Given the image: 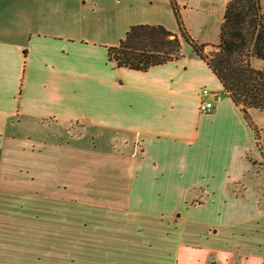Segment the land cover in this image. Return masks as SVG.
<instances>
[{"label": "crops", "instance_id": "crops-1", "mask_svg": "<svg viewBox=\"0 0 264 264\" xmlns=\"http://www.w3.org/2000/svg\"><path fill=\"white\" fill-rule=\"evenodd\" d=\"M135 25L179 33L170 0H0V264H264L254 132L190 48L115 68Z\"/></svg>", "mask_w": 264, "mask_h": 264}, {"label": "trees", "instance_id": "trees-1", "mask_svg": "<svg viewBox=\"0 0 264 264\" xmlns=\"http://www.w3.org/2000/svg\"><path fill=\"white\" fill-rule=\"evenodd\" d=\"M179 35L161 25L131 26L118 45L107 49V58L115 68L147 72L149 69L176 62L183 57L182 41L202 60L220 83L223 91L240 110L255 134V142L264 162L259 130L249 110L264 114V70L254 69L252 60L264 61V13L261 0H230L224 7L219 27V42L206 53L184 29L179 8L170 0ZM251 165L256 164L249 160Z\"/></svg>", "mask_w": 264, "mask_h": 264}, {"label": "rangeland", "instance_id": "rangeland-1", "mask_svg": "<svg viewBox=\"0 0 264 264\" xmlns=\"http://www.w3.org/2000/svg\"><path fill=\"white\" fill-rule=\"evenodd\" d=\"M188 1L191 4L187 7L186 10L182 12L181 15L183 27L189 33L190 37L196 40L198 43L207 44L208 46L205 48V52L211 53L214 51V48L212 46L218 44L219 42V27L222 20L225 1ZM261 4L264 13V0H261ZM177 35H179V33ZM189 48L190 47L182 41V50H189ZM251 65L254 69L264 70V61L254 59L251 61ZM259 115L263 118L262 120H260V123L264 124V115ZM85 142H88L87 139L83 140V143ZM251 160L255 161V159L252 158ZM239 183L230 185L235 194L242 196L244 193V189L251 184L258 192V194L261 195L260 197L264 196V162L262 158L259 163L256 162V164L252 166V171L244 178V180L240 181Z\"/></svg>", "mask_w": 264, "mask_h": 264}, {"label": "built area", "instance_id": "built-area-1", "mask_svg": "<svg viewBox=\"0 0 264 264\" xmlns=\"http://www.w3.org/2000/svg\"><path fill=\"white\" fill-rule=\"evenodd\" d=\"M211 93L207 90V89H203L201 91V94L200 96H209ZM213 110V108L209 107L207 104L203 103V102H200L199 104V111L201 113H204V114H208V113H211Z\"/></svg>", "mask_w": 264, "mask_h": 264}]
</instances>
